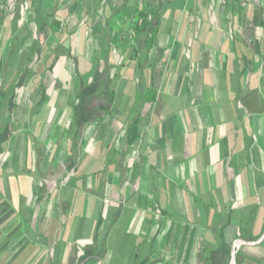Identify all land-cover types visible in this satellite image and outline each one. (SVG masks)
Here are the masks:
<instances>
[{
	"label": "crops",
	"instance_id": "1",
	"mask_svg": "<svg viewBox=\"0 0 264 264\" xmlns=\"http://www.w3.org/2000/svg\"><path fill=\"white\" fill-rule=\"evenodd\" d=\"M115 1L102 0V4L111 8ZM179 2L170 0L166 3L157 33L159 49L151 53L153 60L161 56L156 64V70L160 73L158 93L161 102L158 114H151L145 121V125H148L146 129L140 130L139 161L132 165L128 162L130 148L133 146L127 147L122 143L116 152L109 151L116 154L117 159L110 161L108 153L99 162L101 171L95 174L106 176L114 171L113 179L116 181L111 187L118 185L117 197L133 203L138 201L141 204L153 199L157 185L167 200V209L164 211L167 216L174 214L185 220L193 217L196 222L190 229L180 227L182 225L173 220L167 230L175 226L183 230V233L193 232L198 240V249L201 245L207 247L212 243L215 248L231 246L233 249L237 239L256 241L252 245L261 244L262 247L264 98L255 96L253 104L251 98L241 93L234 107L236 98L233 89H243L246 84L250 89L255 85L256 88L264 86V76L258 67L260 50L256 45L255 57L252 50H249L248 60L244 57L245 53L237 56L226 33L225 25L228 21L216 13L222 4L228 6L227 2ZM85 4L84 0H0V137L5 136L0 145V264H37L41 259L37 254H41L44 245L50 241L44 235L43 227L35 228L36 240L27 237L28 230H33V223H27L24 208L27 207L29 197L36 202L42 200L40 183L45 179L32 176L31 169L23 167L17 157L18 152L23 150L19 144L23 127L12 128L11 124H18L12 115L19 107L15 95L11 97V93L15 94L25 82L17 86L23 73L16 81L14 78L17 73L27 70L28 57L52 55L54 46L59 48L64 43L67 44L66 57L72 60L73 71L75 67L78 69V57L82 55H85V68L90 70V60L86 56L93 55L94 44L83 12ZM168 21L170 27L167 29ZM220 22L224 24L222 28L218 27ZM41 24L45 27H39ZM220 29L225 30V33L221 34ZM76 38L79 41L78 49L70 44V39ZM55 58L57 60L51 64L52 70L60 56L55 54ZM126 71L130 72L128 76L131 75L127 85L132 91L131 97L123 98L132 105L133 70ZM10 73L11 76L7 78L6 75ZM151 81L149 73L148 82ZM51 99L48 97V101L41 104L40 96L32 102L34 107H40L35 115L43 124L52 120ZM10 101L15 105L11 112L8 110ZM252 107L256 110L252 111ZM5 110L8 111V117H12L8 124L6 117L4 127H1ZM128 111L115 106L113 118L121 121L123 134L125 114ZM61 115V112L57 113L52 126ZM65 119L70 124V113ZM103 123L92 124L84 129L79 149L81 156L90 138L99 136ZM70 131L73 135V130ZM71 140H67V144ZM72 146L71 143L64 146L68 153L66 163L74 152L75 147ZM45 147L44 144H32L30 149L36 165L43 161ZM54 158L52 162L45 163L47 177L58 173L60 162ZM97 162L91 158L90 153L85 155L74 171L75 176L80 173L77 179H87L86 176L91 174ZM33 178L38 180L32 182ZM130 179L133 185L129 189L127 184ZM97 194L85 188L84 192L76 195L78 205L82 202V209L86 210L88 197L99 200L101 195ZM70 230L69 226L63 228V240L65 235L67 237L70 234ZM183 238L180 247L184 244ZM31 248L37 250L32 261L26 255Z\"/></svg>",
	"mask_w": 264,
	"mask_h": 264
},
{
	"label": "rangeland",
	"instance_id": "2",
	"mask_svg": "<svg viewBox=\"0 0 264 264\" xmlns=\"http://www.w3.org/2000/svg\"><path fill=\"white\" fill-rule=\"evenodd\" d=\"M84 1H86L85 5L87 6L88 0ZM179 1L174 0L175 3H180ZM201 1L206 3L216 0ZM219 1H225L229 4L225 7L222 4V7L218 8L216 13L221 18L226 17L228 21L225 27L226 33L231 39V47L236 50L239 57L245 53L244 57L248 60L250 56L249 50H252V54L255 57L258 46V50H260L258 67L263 77L264 0ZM84 16L86 18L85 14ZM223 25L220 22L218 27L222 28ZM169 27L170 22L168 21L167 29ZM224 31L221 30V34L225 33ZM78 42L77 38L74 40L70 39V44L76 49L80 48ZM66 46V43L59 48L54 46L52 55L43 54L38 57H28L27 70L17 73L14 78L16 81L21 73L26 75L25 85L17 89L14 94L19 108L16 109L12 116H15L14 118L18 120V124L13 123L11 125L15 129L23 127L19 141L23 150L18 152L17 157L18 159L20 158L19 160L23 167L28 166L31 169L30 173L32 176L45 179L44 182L40 183V188L43 191L41 194L42 200L40 199L41 201L36 202L29 197L27 207L26 209L24 208L28 220L27 223H33V230H28L27 232L28 239H37L34 236L36 227H43L44 235L50 239L49 243L44 245L42 253L37 254V256L41 257L37 264H232L231 246L220 249L215 248L213 246L214 243H212L210 246L207 245V247L201 245L198 249V240L194 237L193 232L191 234H187L188 232L183 233V230L181 231L180 228L176 229L175 226L167 230V228L171 227L169 225H171L170 222L172 223L173 220L180 223L182 225L180 227L186 226L190 229L196 225V222L193 217L185 220L174 214L167 216L166 213L165 216L164 211L167 209V200L163 198L157 185L156 196L153 199L150 201L146 200L147 203L146 201L141 204L138 201L133 203L117 197L118 185L111 187L113 182L116 181V179H113L114 171L107 173L108 175L103 171L106 176L95 174L96 171H101L99 162L106 158L108 153L110 161L117 159V155L109 151L116 152L122 146L124 134L121 133L120 120L113 117L106 119L102 124L103 127L99 136H96L95 139L93 137L90 138L89 145L82 153V156L79 154L81 140H76L74 144L71 140V146L74 145L75 147L74 152L71 156L68 155L70 160L67 163L65 162L68 153L64 146L70 144H67V140H70L73 136L72 131L69 129L70 124L65 117L70 113V105L76 97L73 65L72 60L66 57ZM55 54L59 55L60 59L54 70L50 71L48 69L54 61ZM86 57L88 60L91 58L90 56ZM78 59L79 71L84 78L89 79L90 73L85 68L84 63L85 55L78 57ZM121 73L123 78L119 79L120 81L118 82L115 106L120 110L128 111L131 103L129 101L125 102L123 97H131L132 90L127 85L131 75L128 76L130 72L124 69L121 70ZM11 74H7V78ZM256 87L255 85L250 89L249 85L246 84L243 89L233 88L236 98L234 102L237 101L241 93L251 98V103L253 104L255 96L259 95L264 98V86ZM44 89L45 95L52 97V120L45 124L39 122L35 115L36 111L40 110V107H34L32 104L33 101H36L43 94ZM236 104L237 102L234 103V107H236ZM253 104L252 106H254ZM255 110L252 107V111ZM58 112H61L62 115L55 122V125L52 126L53 119ZM154 113L158 114L157 111ZM2 117L4 120L1 122V127H4L5 118L8 117L7 110L3 111ZM145 121L146 119L141 121V131H144L148 126L145 125ZM96 135L98 134L96 133ZM33 143L36 146L42 144L46 146L42 155L44 159L37 165L33 162L34 155L31 151ZM140 148L141 142L130 148L128 162L131 165L139 161ZM29 149L30 151H28ZM88 153H90L91 158L96 159L98 162L92 167L91 174L86 176L87 179H77L80 173L75 176L74 167H77L78 163ZM54 157L58 158L60 162L58 173L55 176L47 177L45 174V163L52 162L51 160ZM48 159L49 161H46ZM34 180L38 179L33 178L32 182ZM132 185V180L130 179L127 186L130 189ZM164 186L166 187L167 185ZM107 187L109 189L112 188V190L109 191ZM85 188L92 189L98 193L97 195H101V198L93 200L89 196V205L86 210H83V203L81 202L78 205V197L76 195L84 192ZM261 207H264L263 200L261 201ZM101 210L103 214L99 216ZM68 226L71 227L70 234L67 237L65 235L63 240V228H68ZM188 236L191 237L186 239ZM181 237H184L182 247H180ZM255 242L237 239L234 244L233 264L237 263L235 262L237 257L239 262L241 259L240 264H261L264 262L262 261L264 259V246L261 247V244L252 245ZM35 252H37L36 249H29L26 253L27 259L32 261L35 258ZM181 259L183 260L182 263Z\"/></svg>",
	"mask_w": 264,
	"mask_h": 264
},
{
	"label": "trees",
	"instance_id": "3",
	"mask_svg": "<svg viewBox=\"0 0 264 264\" xmlns=\"http://www.w3.org/2000/svg\"><path fill=\"white\" fill-rule=\"evenodd\" d=\"M169 1L116 0L114 6L108 8L100 0H88L83 12L85 11L86 22L91 30L94 51L90 59L89 79L84 78L76 67L74 70L76 97L70 105L69 126L73 130V144L76 140H81L87 126L101 124L115 116V99L123 69L133 70L134 85L132 105L125 114L123 124V143L130 147L139 142L141 121L148 120L149 116L160 108L161 97L158 93L160 73L156 70V64L161 56L153 60L151 53L159 49L158 27L165 5ZM39 27L44 28L45 25L41 24ZM56 60L57 58L54 62ZM52 67L50 66V71ZM149 73L152 76L151 82H148ZM25 77V74L21 75L18 87L23 84ZM13 95L12 92L11 97ZM47 101L48 96L45 95L44 89L40 103L44 104ZM14 106L10 101L8 110L11 112ZM11 117H8L7 124ZM0 138L1 145L5 136ZM37 157H40V153ZM74 169L76 170V166ZM102 214L101 210L99 216ZM235 262L240 264L238 257Z\"/></svg>",
	"mask_w": 264,
	"mask_h": 264
},
{
	"label": "water",
	"instance_id": "4",
	"mask_svg": "<svg viewBox=\"0 0 264 264\" xmlns=\"http://www.w3.org/2000/svg\"><path fill=\"white\" fill-rule=\"evenodd\" d=\"M233 254H234V248L232 249V264H233V258H234V256H233Z\"/></svg>",
	"mask_w": 264,
	"mask_h": 264
},
{
	"label": "bare ground",
	"instance_id": "5",
	"mask_svg": "<svg viewBox=\"0 0 264 264\" xmlns=\"http://www.w3.org/2000/svg\"><path fill=\"white\" fill-rule=\"evenodd\" d=\"M239 245H240V244H239ZM239 245H238V246H239ZM236 247H237V246H236Z\"/></svg>",
	"mask_w": 264,
	"mask_h": 264
},
{
	"label": "built area",
	"instance_id": "6",
	"mask_svg": "<svg viewBox=\"0 0 264 264\" xmlns=\"http://www.w3.org/2000/svg\"><path fill=\"white\" fill-rule=\"evenodd\" d=\"M242 244V242H240Z\"/></svg>",
	"mask_w": 264,
	"mask_h": 264
}]
</instances>
